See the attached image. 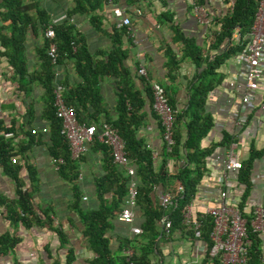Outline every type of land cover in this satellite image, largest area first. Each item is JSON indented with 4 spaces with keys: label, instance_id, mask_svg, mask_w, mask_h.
I'll return each instance as SVG.
<instances>
[{
    "label": "crops",
    "instance_id": "0c3cea01",
    "mask_svg": "<svg viewBox=\"0 0 264 264\" xmlns=\"http://www.w3.org/2000/svg\"><path fill=\"white\" fill-rule=\"evenodd\" d=\"M34 1L48 13L49 20L66 15L72 5L71 0ZM202 3L211 18L225 14L232 0H203ZM115 5L121 7L129 17L130 23L127 27H114L111 9ZM95 14L100 20L98 27L88 20L89 14H73L67 18L74 25L78 46L84 47L86 53L98 64L103 59L106 60L115 44L112 29L120 37L119 47L124 51L123 64L128 73L124 77L107 74L98 79L97 91L105 114L113 121L116 119V99L121 85L137 93L138 99H132L131 105V101L126 100L125 105L137 117L139 124L134 131L135 137L150 150L156 167L160 161L163 143L159 122L152 110L149 84L156 82L161 85L175 113L181 115L173 127L175 134H178L179 143L185 139L186 122L193 115L188 110V100L194 86L201 83L209 86L197 115L207 116L211 120V125L198 142L200 149L210 148L211 152L204 156V172L197 185V195L192 200V213L198 216L206 201L210 204L216 202L218 193L222 190L217 179L229 152L243 163V169L226 172L230 182V187L226 189L227 197L237 201L239 207L244 209V216L248 218L254 207H264V46L263 56L258 60L262 69L259 82L263 89L253 94L248 105H243L241 97L245 65L239 56L246 43V35L239 39L238 33L233 31L232 45L238 42L243 47L238 52L229 53L216 64L213 71L206 73V61H212L215 55L225 49L227 43L225 40L217 45L212 43L213 32L218 31V24L211 26L199 23L193 15L189 0H140L131 3L126 0H104ZM179 35L195 45L200 61L187 55ZM43 43L44 36L40 30L32 33L27 27L23 42L24 65L27 71L24 86L17 82L13 67L9 65L6 57L0 56V120L7 129L3 132L12 134L3 137L9 140V160L15 159L14 163L8 160V165L9 168L17 165L16 176L22 181L23 188L30 191L32 209L41 221L27 227L19 221L13 223L6 216L5 204H0V236L8 235L12 240L15 239L12 248L0 255V264H92L95 254L86 247L80 232L79 218L70 205L73 190L76 188L83 208L96 207L93 199L94 184L103 174V155L93 141L87 144L86 151L77 160L78 172L72 182L62 178L52 165L49 124L45 119L48 113L47 96L37 79L30 80L31 73L40 69L41 57L38 49ZM2 49L0 46V51ZM169 63L176 64V69L171 70ZM51 65L52 84L62 85L61 94L64 100L66 86L80 81L75 72L74 61L63 59L60 63ZM140 66L145 69L144 77L137 73ZM76 108V116L93 111L88 104L86 111ZM82 122L89 120L84 118ZM43 128L45 131L41 132ZM31 129L36 132L31 134ZM225 135L230 137L227 143L223 140ZM167 166L169 174L177 171L172 160ZM29 177L34 181L33 188ZM176 185L174 182L171 188ZM160 189L156 187L153 191L156 198L164 191ZM201 194H205V200L198 197ZM0 199L6 203L16 199L15 182L10 170L1 165ZM142 221L143 217L136 208H132L130 223L120 221L118 216L111 220V226L105 235L114 257L133 252L135 254L144 245L147 238L141 239ZM54 227L64 231V242H60ZM131 227H138L141 232L134 234ZM156 229L160 234L156 236L152 251L148 255L149 264H220L218 257L208 254L209 240L204 237V228L199 238L193 237L190 230L185 231L182 227H173L168 235L161 232L158 222ZM121 241L125 248L118 250ZM257 247L260 253L259 262L264 264L263 234H257ZM67 255L69 263H66Z\"/></svg>",
    "mask_w": 264,
    "mask_h": 264
},
{
    "label": "trees",
    "instance_id": "16d2710c",
    "mask_svg": "<svg viewBox=\"0 0 264 264\" xmlns=\"http://www.w3.org/2000/svg\"><path fill=\"white\" fill-rule=\"evenodd\" d=\"M126 1L131 3L132 1L139 2L140 0ZM197 1L199 4H203V0ZM103 2L104 0H71L72 5L66 11V16L69 17L73 14H89L88 20L98 27L100 25V20L98 16H96L95 11L102 7ZM257 2L258 0H232L225 14L210 18L209 25L218 24L219 26L218 31L213 32L212 43L217 45L225 40L227 45L222 52L215 55L212 61H206V64L208 63L206 69H204L207 71L206 73L213 71L216 64L224 57L228 56L229 53L232 52L233 54L238 52L243 47L238 45V42L236 45H232L231 37L234 30L237 31L239 39L242 36H247L256 11ZM48 21V13L40 8L34 0L28 2L23 0H0V46L3 48L2 51H0V56H5L9 65L13 67V75L17 79L19 85L24 86L27 77V71L24 65L23 46L27 27H29L32 33L40 30L43 35ZM112 30V38L115 44L109 51L106 60L103 59L98 64V62H94L86 53L84 47L78 46V39H76L77 33L74 29V25L69 22V19H64L53 25V41L57 53L56 63H60L63 59H73L75 72L80 79L78 83L69 87L66 82H63L67 85L63 93L65 103L75 105L73 106L75 110H77L76 107H80L82 112L86 111L87 104L93 109L91 113L86 115L80 116L77 114L78 120L83 121L84 118H86L89 122L85 123H93L96 127H98L101 122H106L112 128L116 129L122 139L125 157H127L129 164L134 169V179L136 181V194L134 196L133 208H136L143 217L141 223V239L147 238V240L135 254L133 252L128 256L118 255L115 257L112 255L105 233L111 226V220L118 216L123 206L127 192V175L122 167L123 170L112 161L110 148L98 142L95 138H93V142H91L96 144V148H98L103 155V174L95 180L94 184L95 190L93 199H95L96 207L93 209L83 208L80 204V196L76 188L73 190V199L70 206L75 210L79 218L81 225L80 232L85 240L86 247L95 254L91 260L92 264H149L148 255L152 251L156 236L160 234L156 229L158 218L165 213L171 219V229L173 227H180L181 216L185 206L197 195V185L204 172V156L211 152L210 148L200 149L198 146L200 138L211 125V120L207 116L201 117L197 115L198 109L200 108L199 106L202 105L203 98L209 86L203 85L202 83L197 84L190 94L188 110H191L193 115L186 122V137L182 143H179L178 134L176 135L173 131L175 122L181 115L175 113L170 101L166 97L167 104L173 111V145L170 151L167 152L164 149V143L162 141L163 149L160 152V161L158 166L156 165L155 167L150 150L145 148L143 142L135 137L134 131L139 124L137 117L133 112L128 111L125 105L126 100L131 101L129 102V105H131L132 99H138L137 93L131 91V89L124 85L120 86L116 99V119L114 121L111 120L110 117L105 114V110L101 108V100L97 91L98 79L107 74L124 77L128 73L127 67L123 64L125 56L124 51L119 47L120 37L115 35L117 34L116 30ZM178 38L182 40L187 55L200 61L201 58L197 53L198 49L195 45L191 41L183 39L181 35H179ZM47 45L48 40L44 38V43L38 49L39 56L41 57L40 69L29 75L30 80L37 79L47 96L48 113L45 115V119L49 124V140L51 142L49 153L52 158L51 161L58 158L61 160L57 164L52 162V165H54L62 178L68 182H72L78 172L77 160L80 159L82 154L75 159L71 158L67 143L58 132L60 123L59 120L55 118L53 106H51L53 66L46 56ZM169 64L171 70L176 69V64ZM163 92L166 96L164 88ZM5 130L7 129L3 127L0 120V165L4 169L10 170V175L15 182L16 199L8 203L0 199V204H5L6 216L11 222L14 223L19 221L24 227L32 223L38 224L41 221H39L32 209L30 191L23 188L22 181L16 176L17 165L10 166L11 168H9L8 163H10L9 157L11 156L9 153V140L5 139L2 135ZM161 131L160 126V133ZM28 134L31 135L29 132ZM223 140L227 143L230 137L225 135ZM181 150L184 152L182 153ZM170 160L177 166V171L174 174H169L167 172V163ZM241 164L242 167L238 169V171L243 169V163L241 162ZM29 182L33 188L34 181L30 177ZM174 182L179 184L182 190L174 194L175 205L168 210L163 209L159 205L158 198L155 197L153 191L156 187H160V190H170L174 193V187L171 188ZM44 214H46V216L48 215L47 213ZM204 218L206 219L202 220L203 226L201 232L204 228V237L208 240L211 222L208 216ZM248 219L249 218L246 217L247 224ZM53 230L58 234L60 242H64L66 236L65 233H63L64 231L58 230L55 227ZM247 231L250 239V245L247 250V264H260L257 234L251 232L249 228ZM13 244H15V239L12 240L8 235L0 236V255L11 249ZM209 246L210 241H208L207 251ZM123 248H125V246L121 241L118 245V250ZM68 259L69 255L66 257V263H69Z\"/></svg>",
    "mask_w": 264,
    "mask_h": 264
},
{
    "label": "built area",
    "instance_id": "2783aa9c",
    "mask_svg": "<svg viewBox=\"0 0 264 264\" xmlns=\"http://www.w3.org/2000/svg\"><path fill=\"white\" fill-rule=\"evenodd\" d=\"M110 2L123 0H108ZM192 5V11L195 19L199 23L208 24L210 16H208L204 5L199 4L197 0H189ZM114 27L119 29L127 27L130 23L129 17L124 13L123 9L115 5L111 9ZM71 20L65 14L57 16L49 20L43 31V36L48 40L46 48V56L50 63L55 64L57 60L56 46L53 41V25L62 20ZM237 33L236 30H234ZM264 46V0H258L256 11L250 30L247 34V41L240 52V60L245 65L244 88L242 92L241 102L248 105L253 94L263 86L260 84L262 69L259 65V58L263 56L262 48ZM137 73L146 76L145 69L139 67ZM62 85L55 84L52 89V106L55 118L59 120V134L66 141L68 152L71 158H77L86 151L87 144L95 138L98 142L107 145L111 151L112 161L122 167L127 175L126 181V197L118 219L125 223L132 220V208L134 206V196L136 194V181L134 179V169L125 157L124 144L116 129L112 128L106 122H101L98 127L93 123H85L79 121L75 114L73 106L67 105L62 97ZM152 96V110L157 116V120L161 126V138L164 143V149L168 152L173 145L172 138V121L173 111L167 104L166 96L163 88L156 82L150 84ZM244 121V117L242 119ZM45 128L41 129L44 132ZM36 131L30 130L31 134ZM4 137H9L10 132H3ZM61 160L58 158L52 160L56 164ZM11 163L15 162L14 158L10 159ZM242 167L241 161L238 160L231 152L227 153L223 169L220 173L217 183L222 187L219 191L216 202L204 203L200 215L192 213V201L184 208L181 216L180 227L185 231L190 230L192 236L199 238L201 236V228L203 226L202 218L208 216L210 218L211 227L208 232V240L210 246L208 254L211 257H218L220 264H247V250L250 245L248 237L249 228L251 232L264 235V207H254L250 213L248 224L243 214V208H240L237 201L227 197L226 189L230 187L226 172L234 169L238 170ZM179 184L174 188V193L165 190L158 195L159 205L163 209H169L175 205L174 194L181 191ZM205 200V194L198 196ZM158 224L161 232L168 235L171 231V219L167 214L163 213L158 218ZM131 232L138 234L141 230L138 227H131ZM130 253H127V256ZM131 264V263H130Z\"/></svg>",
    "mask_w": 264,
    "mask_h": 264
},
{
    "label": "bare ground",
    "instance_id": "6f19581e",
    "mask_svg": "<svg viewBox=\"0 0 264 264\" xmlns=\"http://www.w3.org/2000/svg\"><path fill=\"white\" fill-rule=\"evenodd\" d=\"M127 256V255H126Z\"/></svg>",
    "mask_w": 264,
    "mask_h": 264
}]
</instances>
